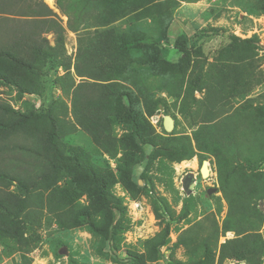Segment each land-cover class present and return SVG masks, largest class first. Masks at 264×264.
<instances>
[{
	"label": "trees",
	"instance_id": "trees-1",
	"mask_svg": "<svg viewBox=\"0 0 264 264\" xmlns=\"http://www.w3.org/2000/svg\"><path fill=\"white\" fill-rule=\"evenodd\" d=\"M90 2H68V10L74 12V18L68 16L73 20L68 19V29L77 31L79 26L83 27L86 20L83 12ZM176 7L174 0H133L126 12H137L136 20L154 18L159 23L160 36L167 39ZM259 10L264 14V4ZM30 12L33 15L26 14L22 9L17 11V14L29 17L25 23L1 22L0 83L15 89L17 95L40 97L43 88L41 74L45 72L48 75L59 68L63 74L53 78L62 97L54 99L45 109L35 110L28 104L29 107L21 111L0 99V241L10 242L16 247L21 254L20 264H29L26 253L42 220L40 207L32 197L41 182L52 184L58 179H66L70 187L86 183L90 209L73 206L44 221L47 224L55 222L58 230H65L83 218L88 232L96 238L95 250L98 254L114 263L142 264L139 253L127 250L123 259L117 253L124 229L125 207L121 199L112 193L111 187L120 182L129 191L138 188L133 171L135 165L145 158L151 162L159 154L172 161H182L191 157L193 150L203 158L208 154L215 157L219 189L227 202L225 219L231 220V223L225 221L220 227L214 217L210 219L211 223L200 230L205 232L201 249L207 253L208 248H217L220 263L234 252L243 254L250 262L260 258L264 253L263 238L258 229L253 226L252 230V224L246 223L241 208L247 195L240 186L228 180L229 160L237 161L240 156L236 134L211 118L198 124L192 138L159 134L145 117L154 107L161 103L166 105L169 98L176 101L191 92L197 82L199 89L204 85L216 88L227 69L234 66L226 63L228 57L220 56V48L217 54L212 55L213 62L205 63L204 58L197 65L196 78L189 77L193 66L188 74L187 64L184 67L177 63L172 66L162 49L157 47L159 41L149 38L133 25L129 28L101 26L80 32L72 56L66 54L65 29L53 19V11L40 2ZM46 33H52V44ZM174 43L180 49L187 47V35L180 34ZM131 49L138 54L130 53ZM149 76L159 77L158 90L159 93L165 92L167 96L161 93L165 99L155 96L149 89L146 83ZM65 98L69 99V103ZM68 112L71 118H66ZM160 123L163 128V118ZM118 124L126 128L120 136L113 130ZM77 129L85 132L102 153L111 157L115 162L113 167L94 166L87 150L69 146L62 140L63 136ZM142 144H148L150 149L143 151ZM263 152L264 148L261 154ZM143 177H146L144 173ZM181 209L179 217L189 212L186 200ZM236 215L240 218L234 223ZM257 215L260 211L253 214ZM227 231H233L234 237L218 243V237ZM166 235L167 230L145 239L144 248L158 255ZM70 264L88 263L71 258Z\"/></svg>",
	"mask_w": 264,
	"mask_h": 264
},
{
	"label": "rangeland",
	"instance_id": "rangeland-1",
	"mask_svg": "<svg viewBox=\"0 0 264 264\" xmlns=\"http://www.w3.org/2000/svg\"><path fill=\"white\" fill-rule=\"evenodd\" d=\"M70 1L53 0V4H48L45 0H0V38L3 36L2 21L25 23L29 17L17 14V11L22 9L26 14L33 15L30 9L43 2L53 11V19L65 29L67 55H74L80 32L111 26L129 28L133 25L149 38L159 41L157 47L162 49L164 57L172 66L177 63L184 67L187 64V74L193 66L189 77L196 78L197 65L204 58L205 63L213 62L212 58L219 48L220 56L229 58L226 63L234 66L227 69L218 85L213 83L216 88L204 85L199 89L200 84L197 82L191 92L176 101L169 98L166 105L161 103L151 113H146L145 117L159 134L187 135L192 138L198 124L210 118L236 134L240 156L237 161L229 160L228 180L245 191L247 196L241 207L245 221L252 224V230L253 226L258 229L264 241V152L261 154L264 148V14L259 10L264 0H174L177 7L167 31V39L160 36L159 23L154 18V21L151 17L136 20L137 12H126L133 0H107L105 3L104 0H91L83 12L86 18L83 27L72 31L66 26L68 19L71 20L69 17L74 18V12L68 10ZM180 34L187 35L188 40L187 47L181 49L174 43ZM45 36L52 44V33H46ZM130 53L138 54L133 49ZM61 74V68L48 75L45 72L41 74L43 88L40 97L27 95L22 99L17 93L15 96V89L11 90L0 83V99L21 111L27 109L28 104L35 110L45 109L54 99L62 97L59 87L53 82V78ZM149 77L146 79L149 89L155 96L164 98L161 93L166 95L165 92L159 93L158 90L159 77ZM65 101L69 103L68 98ZM159 115L174 118L170 132L162 128L161 117L154 121ZM66 118H71L69 112ZM113 130L120 136L126 128L118 124ZM62 140L69 146H80L87 150L96 167H113L115 164L81 129L63 136ZM148 146L142 144V150L150 149ZM203 160L208 161L209 168L205 177L198 174ZM215 162L212 154L203 158L198 156L196 150H193L191 157L182 161H172L158 154L151 162L145 158L135 165L133 179L138 181V188L129 191L120 182L112 185V193L121 199L125 207L124 229L117 251L120 259L126 256L127 250H132L142 256V264H264V253L250 262L243 254L234 252V255L220 263L217 248H208L207 253L201 249L205 232L200 230L211 223L210 219L214 217L220 227L225 221L231 223L230 218L225 219L227 202L223 191L219 189ZM186 172H191L195 177L189 195L181 188V179ZM143 173L146 177L142 178ZM213 188L216 190L207 193V189ZM88 191L86 183L70 187L66 179H58L52 184L40 183L32 199L40 207L42 220L33 233L34 241L26 253L29 264H70L71 258L88 264H120L96 252V238L88 232L83 218L65 230H58L55 222L47 224L44 221L73 206L90 209ZM184 200L189 205V212L179 217ZM257 211H260V215L253 216ZM239 218L238 215L233 217L234 223ZM166 230L165 244L160 247L158 255L144 248L145 239ZM232 237L233 231L222 233L218 243ZM20 255L12 243L0 241V264H20Z\"/></svg>",
	"mask_w": 264,
	"mask_h": 264
},
{
	"label": "water",
	"instance_id": "water-1",
	"mask_svg": "<svg viewBox=\"0 0 264 264\" xmlns=\"http://www.w3.org/2000/svg\"><path fill=\"white\" fill-rule=\"evenodd\" d=\"M174 126V121L171 116L165 115L163 117V127L164 130L167 132H170ZM200 172L201 176L205 177L209 173V168H208V161L203 160L201 162V167H200ZM194 185V175L191 172H186L182 179H181V188L185 192L186 195H189L191 193V189ZM216 188L208 190V193H211L212 191H215Z\"/></svg>",
	"mask_w": 264,
	"mask_h": 264
},
{
	"label": "built area",
	"instance_id": "built-area-1",
	"mask_svg": "<svg viewBox=\"0 0 264 264\" xmlns=\"http://www.w3.org/2000/svg\"><path fill=\"white\" fill-rule=\"evenodd\" d=\"M13 92H14V94H15V96H16V91H15V90H13ZM25 96H27V94L23 95V96H22V99H24V98H25ZM11 106H12V105H11ZM12 107H13V106H12ZM13 108L15 109V108H17V107H13ZM160 117H161V118H163V117H164V115H159V116L157 117V119H155L154 121L156 122V121H157V120H158Z\"/></svg>",
	"mask_w": 264,
	"mask_h": 264
},
{
	"label": "bare ground",
	"instance_id": "bare-ground-1",
	"mask_svg": "<svg viewBox=\"0 0 264 264\" xmlns=\"http://www.w3.org/2000/svg\"><path fill=\"white\" fill-rule=\"evenodd\" d=\"M48 4H53V0H45Z\"/></svg>",
	"mask_w": 264,
	"mask_h": 264
},
{
	"label": "flooded vegetation",
	"instance_id": "flooded-vegetation-1",
	"mask_svg": "<svg viewBox=\"0 0 264 264\" xmlns=\"http://www.w3.org/2000/svg\"><path fill=\"white\" fill-rule=\"evenodd\" d=\"M199 170V169H198ZM199 175H201V172L199 171V173H198ZM202 177V176H201ZM194 183H195V177H194ZM208 190H210V189H207V193H208Z\"/></svg>",
	"mask_w": 264,
	"mask_h": 264
}]
</instances>
